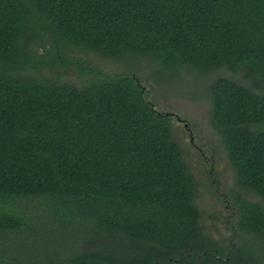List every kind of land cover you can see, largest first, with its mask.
Segmentation results:
<instances>
[{
    "label": "trees",
    "instance_id": "1",
    "mask_svg": "<svg viewBox=\"0 0 264 264\" xmlns=\"http://www.w3.org/2000/svg\"><path fill=\"white\" fill-rule=\"evenodd\" d=\"M67 48L260 88L208 86L235 184L262 200L231 197L238 242L204 232L170 115L134 75H39ZM0 264H264V0H0Z\"/></svg>",
    "mask_w": 264,
    "mask_h": 264
},
{
    "label": "rangeland",
    "instance_id": "2",
    "mask_svg": "<svg viewBox=\"0 0 264 264\" xmlns=\"http://www.w3.org/2000/svg\"><path fill=\"white\" fill-rule=\"evenodd\" d=\"M32 48L37 57L44 54L45 50H50L48 36H45L43 47ZM63 54L72 57L74 62L68 66L42 67L38 71L39 75L50 78L55 77L58 72L62 81L75 86H81L94 77V73L90 71L92 68L112 76L123 74L137 78L143 87L144 98L156 110L170 115L172 137L182 148L183 161L197 183L195 205L200 211V223L204 232L222 247L238 242L237 235L242 233L235 228L237 206L231 197L238 194L248 201L260 203L262 200L235 184L234 171L228 161L226 149L219 134L209 123L208 86L213 78L225 76L233 77L255 90L260 88L226 67L201 73L186 65L172 69L163 67L144 55H129L121 60H111L79 48L64 49ZM45 55L46 58L50 57L49 54ZM85 68L88 72L81 73L80 69ZM196 147L201 149L207 160H204ZM214 178L219 183L217 189ZM247 237L253 239L251 235ZM90 246L88 241L81 242L76 249L84 251Z\"/></svg>",
    "mask_w": 264,
    "mask_h": 264
},
{
    "label": "flooded vegetation",
    "instance_id": "3",
    "mask_svg": "<svg viewBox=\"0 0 264 264\" xmlns=\"http://www.w3.org/2000/svg\"><path fill=\"white\" fill-rule=\"evenodd\" d=\"M178 119H179V118H178ZM190 141L192 142V136H191ZM196 148H197V150L200 151V154H201V156L204 158V160H207L208 158L205 157V155H204V153L201 151V149H200L199 147H196ZM212 163H213V162H212ZM213 182L215 183V185H216V189H217V187L219 186L218 181L214 178V179H213Z\"/></svg>",
    "mask_w": 264,
    "mask_h": 264
}]
</instances>
